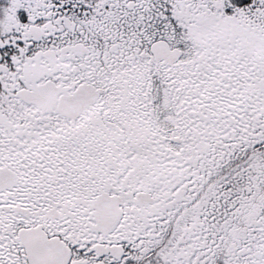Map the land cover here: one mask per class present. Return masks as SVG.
Here are the masks:
<instances>
[{
	"label": "snow or ice",
	"instance_id": "1",
	"mask_svg": "<svg viewBox=\"0 0 264 264\" xmlns=\"http://www.w3.org/2000/svg\"><path fill=\"white\" fill-rule=\"evenodd\" d=\"M0 264H264V0H0Z\"/></svg>",
	"mask_w": 264,
	"mask_h": 264
}]
</instances>
